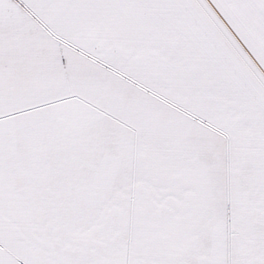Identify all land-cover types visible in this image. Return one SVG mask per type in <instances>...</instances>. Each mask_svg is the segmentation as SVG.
<instances>
[{
    "label": "snow or ice",
    "instance_id": "1",
    "mask_svg": "<svg viewBox=\"0 0 264 264\" xmlns=\"http://www.w3.org/2000/svg\"><path fill=\"white\" fill-rule=\"evenodd\" d=\"M0 264H264V0H0Z\"/></svg>",
    "mask_w": 264,
    "mask_h": 264
}]
</instances>
